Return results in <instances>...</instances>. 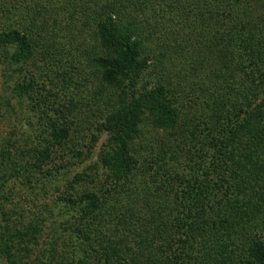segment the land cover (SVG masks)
Returning a JSON list of instances; mask_svg holds the SVG:
<instances>
[{
  "label": "trees",
  "instance_id": "1",
  "mask_svg": "<svg viewBox=\"0 0 264 264\" xmlns=\"http://www.w3.org/2000/svg\"><path fill=\"white\" fill-rule=\"evenodd\" d=\"M0 77L4 264H264V0H0Z\"/></svg>",
  "mask_w": 264,
  "mask_h": 264
},
{
  "label": "rangeland",
  "instance_id": "2",
  "mask_svg": "<svg viewBox=\"0 0 264 264\" xmlns=\"http://www.w3.org/2000/svg\"><path fill=\"white\" fill-rule=\"evenodd\" d=\"M1 78V77H0ZM2 78L0 80V94H2ZM5 96H9L8 93H5ZM13 120V119H10ZM11 127H12V123L9 122H4L0 124V139H8L9 133L11 131ZM19 130V127L17 128V131ZM29 131V129H28ZM20 132V131H19ZM26 132V130H25ZM17 133V132H16ZM18 138H20L21 136L16 134ZM28 135V132H27ZM26 136V135H25ZM23 136V137H25ZM15 136H11V140H13L14 138H16ZM144 138L146 139H150L149 136L145 135ZM105 137H103L99 143H97L96 147L92 150V153L90 155V159L87 163H85V165H82V167H74L73 170H71L72 168H70V171H73L72 173H70V171H64L62 174L60 172L59 174V179H56V182H58L57 184H53V186L47 185V183L49 181L46 182H42V180H40V185L36 184V185H32L30 186H21L19 184L15 185V188H13V194H12V205H7L6 207H3L5 209V213L6 216L4 218L10 219V224L13 226L11 228L17 227L19 228V226L21 227H26V225H28L30 222H32L33 220L35 221L36 219H42V209L43 207H45L46 204L50 205L53 203V205H58V196L60 195V193H63L64 191V185L66 184V182L70 181V179L73 178V175L77 174V173H81L84 171V167L87 166L88 164L92 165L94 163L97 162L98 159V154L100 152L101 149V145L102 142L104 141ZM88 141V143H90L89 139L86 140V142ZM143 141V140H142ZM140 142V146L139 148H141V146H146L147 142ZM20 143L22 144V140L20 141ZM100 174V171H99ZM65 175H69L68 177H66ZM41 185H45L47 186V188L42 192L41 188L39 186ZM55 186H57L58 188V192L59 194H55ZM2 219V216L0 214V222ZM43 220V219H42ZM45 220V218H44ZM49 219L46 220L44 222V242L43 247L46 246L49 243V237H51V233L52 230L55 229L53 228V226H56L55 223L56 221H52ZM5 224V223H4ZM57 228V227H56ZM56 233V232H55ZM58 233V232H57ZM42 237V238H43ZM46 242V243H45ZM48 242V243H47ZM40 248V247H38ZM60 250V249H59ZM35 252H39V251H35ZM36 255V253H35ZM35 255H33L31 257V263L32 264H39L37 263V260L35 259ZM93 261V260H91ZM0 264H4L3 261L0 259Z\"/></svg>",
  "mask_w": 264,
  "mask_h": 264
}]
</instances>
